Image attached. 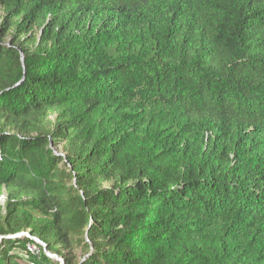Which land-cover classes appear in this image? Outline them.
Segmentation results:
<instances>
[{
	"label": "trees",
	"instance_id": "1",
	"mask_svg": "<svg viewBox=\"0 0 264 264\" xmlns=\"http://www.w3.org/2000/svg\"><path fill=\"white\" fill-rule=\"evenodd\" d=\"M0 8V237L65 264H264V0ZM33 243L0 264H60Z\"/></svg>",
	"mask_w": 264,
	"mask_h": 264
},
{
	"label": "water",
	"instance_id": "2",
	"mask_svg": "<svg viewBox=\"0 0 264 264\" xmlns=\"http://www.w3.org/2000/svg\"><path fill=\"white\" fill-rule=\"evenodd\" d=\"M61 155V154H60ZM59 155V156H60ZM25 238H28L32 241H34V243L40 247L43 248V251L44 253L50 257L51 259H53L54 261L56 262H59L60 264H65V260L56 255V254H51L49 251H48V248L46 246V244L44 242H42L40 239L36 238V237H33L31 234L29 233H20V234H17V235H14V236H2L0 237V245L1 243L3 242L4 239H25ZM86 239L88 241V235L86 236ZM90 255H88L86 258H88Z\"/></svg>",
	"mask_w": 264,
	"mask_h": 264
},
{
	"label": "built area",
	"instance_id": "3",
	"mask_svg": "<svg viewBox=\"0 0 264 264\" xmlns=\"http://www.w3.org/2000/svg\"><path fill=\"white\" fill-rule=\"evenodd\" d=\"M42 247L36 245L35 243L33 244H28L27 245V253L28 254H32V255H39L40 253V249ZM43 249V248H42ZM24 264H35V262L31 261V260H27Z\"/></svg>",
	"mask_w": 264,
	"mask_h": 264
},
{
	"label": "rangeland",
	"instance_id": "4",
	"mask_svg": "<svg viewBox=\"0 0 264 264\" xmlns=\"http://www.w3.org/2000/svg\"><path fill=\"white\" fill-rule=\"evenodd\" d=\"M3 17H4V12H3V10L0 8V21H2ZM8 44H9V43H8ZM54 117H55V116H54ZM55 151L57 152L58 155H60V154L62 155L61 147H59V150H55ZM6 200H7V195H6V193H5L4 195L0 196V204L4 205L5 202H6Z\"/></svg>",
	"mask_w": 264,
	"mask_h": 264
}]
</instances>
